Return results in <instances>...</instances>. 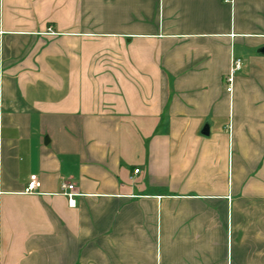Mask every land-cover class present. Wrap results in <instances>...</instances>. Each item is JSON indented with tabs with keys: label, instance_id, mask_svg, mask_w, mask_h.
Wrapping results in <instances>:
<instances>
[{
	"label": "crops",
	"instance_id": "crops-1",
	"mask_svg": "<svg viewBox=\"0 0 264 264\" xmlns=\"http://www.w3.org/2000/svg\"><path fill=\"white\" fill-rule=\"evenodd\" d=\"M0 264H264V0H0Z\"/></svg>",
	"mask_w": 264,
	"mask_h": 264
},
{
	"label": "built area",
	"instance_id": "built-area-1",
	"mask_svg": "<svg viewBox=\"0 0 264 264\" xmlns=\"http://www.w3.org/2000/svg\"><path fill=\"white\" fill-rule=\"evenodd\" d=\"M226 3H229L231 0H223ZM50 32V31H49ZM241 66L239 59H232L229 72L224 77L225 89L228 93L232 92L233 82L236 72L239 71ZM36 190V178L31 176L29 182L27 183L23 193L24 194H33ZM60 193L66 198L67 204L69 207H75V198L78 194L74 191V186L68 183H62L60 185Z\"/></svg>",
	"mask_w": 264,
	"mask_h": 264
},
{
	"label": "water",
	"instance_id": "water-1",
	"mask_svg": "<svg viewBox=\"0 0 264 264\" xmlns=\"http://www.w3.org/2000/svg\"><path fill=\"white\" fill-rule=\"evenodd\" d=\"M207 132L205 131V134H206Z\"/></svg>",
	"mask_w": 264,
	"mask_h": 264
}]
</instances>
